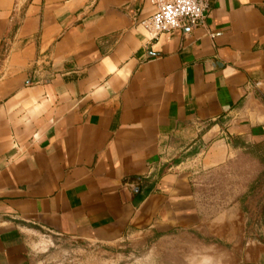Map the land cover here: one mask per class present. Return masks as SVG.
<instances>
[{"label": "crops", "instance_id": "obj_1", "mask_svg": "<svg viewBox=\"0 0 264 264\" xmlns=\"http://www.w3.org/2000/svg\"><path fill=\"white\" fill-rule=\"evenodd\" d=\"M210 5L153 41L151 0H0V264H32L39 239L144 232L264 264L240 206L200 180L264 144V0Z\"/></svg>", "mask_w": 264, "mask_h": 264}, {"label": "rangeland", "instance_id": "obj_2", "mask_svg": "<svg viewBox=\"0 0 264 264\" xmlns=\"http://www.w3.org/2000/svg\"><path fill=\"white\" fill-rule=\"evenodd\" d=\"M251 156L238 162L235 173L205 175L200 180L207 202L223 211L231 200L236 202L241 215L248 219L242 228L250 238L263 243L264 163ZM47 240L36 241L32 264H233V247L240 243L199 236L189 240L183 234L160 240L146 232L132 233L111 244Z\"/></svg>", "mask_w": 264, "mask_h": 264}, {"label": "built area", "instance_id": "obj_3", "mask_svg": "<svg viewBox=\"0 0 264 264\" xmlns=\"http://www.w3.org/2000/svg\"><path fill=\"white\" fill-rule=\"evenodd\" d=\"M156 12L141 23L150 40L185 28L205 25L211 0H151Z\"/></svg>", "mask_w": 264, "mask_h": 264}, {"label": "trees", "instance_id": "obj_4", "mask_svg": "<svg viewBox=\"0 0 264 264\" xmlns=\"http://www.w3.org/2000/svg\"><path fill=\"white\" fill-rule=\"evenodd\" d=\"M7 53V42L5 41L0 49V64ZM248 153L264 163V144L259 146H247ZM264 217V214H263Z\"/></svg>", "mask_w": 264, "mask_h": 264}]
</instances>
